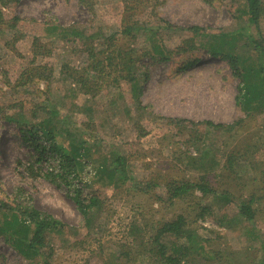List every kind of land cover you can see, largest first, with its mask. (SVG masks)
Segmentation results:
<instances>
[{
  "label": "rangeland",
  "instance_id": "obj_1",
  "mask_svg": "<svg viewBox=\"0 0 264 264\" xmlns=\"http://www.w3.org/2000/svg\"><path fill=\"white\" fill-rule=\"evenodd\" d=\"M129 6L142 28H160L169 59L145 54L147 30L135 38L116 31ZM8 10L20 22L17 33L0 29V199L48 213L65 227L46 233L47 244L28 255L19 250L25 248L21 233L19 239L0 235V264H44L45 258L52 264H168L160 243L167 254L190 247L175 253L179 264H264V106L242 107L241 80L210 48L213 34L246 26L244 0H95L92 8L78 0H13ZM260 31L264 36V14ZM111 33L113 42L105 40ZM36 36L44 53L34 55ZM244 39L222 42L220 51L250 66L257 55ZM128 64L132 80L121 70ZM46 100L56 114L57 141L68 150L86 141L84 172L70 184L59 175L58 154L46 148L36 161L41 148L24 136L27 122L7 118L14 113L36 121V103ZM117 155L125 158L124 181L121 173H109ZM131 178L160 186L138 191ZM181 180L206 181L217 192L194 189L166 199L164 186ZM75 185L83 186L85 202L96 196L86 213L75 202ZM253 196L249 220L237 206ZM178 216L192 240L160 232Z\"/></svg>",
  "mask_w": 264,
  "mask_h": 264
},
{
  "label": "trees",
  "instance_id": "obj_2",
  "mask_svg": "<svg viewBox=\"0 0 264 264\" xmlns=\"http://www.w3.org/2000/svg\"><path fill=\"white\" fill-rule=\"evenodd\" d=\"M244 1L247 20L246 26H244V28L241 27L231 32L213 34L211 37H214L213 41L217 39V42L210 48L211 52L214 55L223 54V56H225L229 60L233 73L237 75L241 80L240 93L238 95L239 102L241 103L242 107L248 111V109H260L264 106V36L260 31V22L264 14V6L263 0ZM78 3L87 8H92L95 4V0H78ZM12 4L13 0H0V29H3V26H5L7 30L15 33L16 30H18L20 18L17 14H9L8 9ZM133 8L134 6H129L127 7V9H125L129 12L126 15V17L128 18L126 19V17L123 15V27H120V29L116 30L117 32L119 31V33H122L125 37L135 38V32H137L139 29H144V27L142 28L137 24L135 17L138 15L135 13V10ZM5 9L7 10L6 17H9L8 19L5 17ZM131 9H133L134 11L131 12ZM250 26H253L255 28V33H252L250 31ZM49 27L51 29H55L56 32H63V29H59L55 24L51 23L49 24ZM170 27L173 29H197V26L195 25L189 27L170 25ZM144 30H147L146 34L150 41V47L145 50V54H147L148 57L155 58L157 60L169 59L170 50L164 44L162 39H160V28L145 27ZM76 34L79 36L82 35L81 31H77ZM237 35L245 38L244 44L252 47L253 51L257 55L254 63L250 64V66L245 64V60L241 59L240 55L231 51H220V44L222 42H230L231 40H234V37L236 38ZM115 36L116 33H111V35H108L105 40L111 39V42H113ZM32 43L35 47L34 55H37L41 52L44 53V51H42L41 49V42L38 36L33 38ZM86 48L92 61L96 59V53L95 51H92L94 47H91V45H89ZM181 48L182 50H185V47ZM126 54L127 52L124 53V55ZM119 55L122 54L120 53ZM97 63H102V61L97 60ZM121 70H126L132 73L127 75L130 80L135 78V75L133 74L134 72L129 64L125 65ZM251 73H254V77L252 78H250ZM50 78L51 77L49 75L48 77H46L47 80H50ZM81 86H84V84L82 83ZM36 106L38 107V109H34L31 115L33 119L36 118V121L32 120L29 122L26 118L24 119V117H18L17 115H14V113L7 115V118L8 120L14 121L17 124H22V122L24 121L27 122L24 136L26 137L27 135L31 142H33L38 149L41 148V153L36 161H39L42 158V154L45 152L46 148H49L48 150H51L58 154V156L56 157L60 161L59 175L61 176V178L65 180L67 184H70L72 178L74 179L77 177L78 179H80V174L82 173V171L84 172L85 169V164L83 162L84 159H82V157L86 155V141L81 140L78 142H73L70 144L71 148L69 150L66 149L64 145L58 142L56 139L59 132L57 131V127L54 123V118L56 116L55 111L49 108L47 100L41 103H36ZM39 110L45 114L44 117L39 118ZM218 127H224V125L219 124ZM43 140L46 141V144L42 143ZM113 161V167L109 170V173L111 175L116 172L121 173L119 180L124 181L127 178L125 170V158L121 155H117ZM32 165L33 163L29 165L31 171L33 170ZM103 167L105 166L103 165ZM131 179L132 187L142 192H148L149 190L160 186L159 183L150 179ZM164 187L167 191L166 199L181 197L194 189H198L204 195L217 192L215 189L210 187L206 181L181 180L178 182L175 181L168 183ZM73 191L76 204L78 205L81 212L86 213L88 208L95 204L96 196L94 194H91L89 196V200L85 202V197H83L82 195L83 186L75 185ZM253 200L254 196L246 201H242L237 206L238 213L245 216L249 220H252L255 215V209H253L252 207ZM0 212H2L4 215V219H0V235H4L6 237L9 232L13 233L14 236L16 233H21V236L19 238L21 241H23V245L25 248H19V250L26 255H28V251L39 253V250L47 244L46 233L56 231L59 232L62 231L65 227L63 222L48 213L39 211L27 205L18 209V207L13 205L11 202L4 201L2 199H0ZM23 216H27V218ZM30 224H32L33 226L31 227ZM19 225L22 226V229L17 228V226ZM184 225L185 222L183 217L178 216L177 219L173 221H166L165 223H163L160 228V232H170L174 233L178 237H186L187 240H192V238L194 237H192L190 228L184 227ZM15 238L19 239L17 236H15ZM7 240L10 241V239ZM189 248L190 247L188 245L183 244L180 245L177 249H174V252L167 254L166 245L164 243H160L158 251L160 252L161 257H163L168 264H179L181 262V259L176 254H178L179 252L184 253L185 251H188ZM44 264L52 263L47 260V258H45Z\"/></svg>",
  "mask_w": 264,
  "mask_h": 264
}]
</instances>
